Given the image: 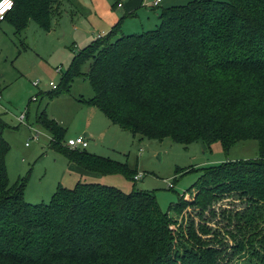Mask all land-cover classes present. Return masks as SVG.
<instances>
[{"label":"trees","instance_id":"trees-1","mask_svg":"<svg viewBox=\"0 0 264 264\" xmlns=\"http://www.w3.org/2000/svg\"><path fill=\"white\" fill-rule=\"evenodd\" d=\"M13 1L0 21L18 31L29 20L47 27L63 3ZM159 19L155 29L112 39L116 23L74 55L62 87L49 96L67 89L88 59L83 76L93 96L82 101L111 123L150 139L217 140L225 149L256 139L258 156L202 168L166 212L149 192L81 182L58 185L49 202L30 204L23 198L25 179L10 184L7 176L10 145L0 113V264H264V0H193L162 9ZM37 121L50 134V148L82 169L133 172L63 147L65 129L45 111ZM225 196L242 203L219 210L230 242L205 222L178 221L188 207L199 218L215 215L214 203Z\"/></svg>","mask_w":264,"mask_h":264},{"label":"rangeland","instance_id":"rangeland-1","mask_svg":"<svg viewBox=\"0 0 264 264\" xmlns=\"http://www.w3.org/2000/svg\"><path fill=\"white\" fill-rule=\"evenodd\" d=\"M191 1L160 0L154 5V0H63L61 13L51 14L47 27L29 20L18 31L8 21H0V113L6 123L3 137L10 145L5 164L10 184L25 179L26 202H49L58 185L72 188L78 182L96 183L114 186L124 193L134 189L149 192L166 212L197 181L202 168L258 156L256 139L237 141L225 149L217 140L207 145L202 141L182 144L170 137L150 139L111 123L98 107L82 101L93 96L92 87L83 76L89 67L88 59L79 64L78 73L72 76L67 89L49 96L54 91L49 83L61 88L74 55L90 45L98 34L106 35L116 23L119 29L112 39L155 29L162 9ZM33 97L37 100L33 101ZM41 111L65 129L63 147L67 139L83 136L88 145L75 149L118 162L138 174V179L132 178L133 172L84 170L64 153L50 148V134L37 121ZM21 113L26 115L23 123L17 120ZM35 135L37 139L32 138ZM170 183L173 187H169ZM192 191L184 198L191 199ZM235 198L225 196L216 201L213 216L205 212L199 218L197 209L188 207L177 219L184 225L190 219L196 225L205 222L218 231V238L230 242L223 235L227 226L219 210L241 207L242 203Z\"/></svg>","mask_w":264,"mask_h":264},{"label":"built area","instance_id":"built-area-1","mask_svg":"<svg viewBox=\"0 0 264 264\" xmlns=\"http://www.w3.org/2000/svg\"><path fill=\"white\" fill-rule=\"evenodd\" d=\"M159 2H160V0H154L153 4L154 5H157ZM2 4H3V0H0V5H2ZM13 5H14V1L11 0L10 6L9 7H6L4 9V11L0 12V20H3L5 18L6 14L12 9ZM119 5H120V3L118 4V6ZM99 36H97V37H99ZM57 71H60V68L59 67L57 68ZM49 84L52 86L53 89H55L57 87L53 82H50ZM35 100H37V97H33V101H35ZM25 119H26V115L24 113H21L17 117V120L19 121V123H23ZM32 138L37 139V136L36 135L35 136H32ZM26 145H27V143H26ZM65 145H66V147L72 148V149H75L77 147L84 148V147L87 146V141L85 140V138L83 136H77L75 138H69V139H67ZM138 177H139V175L137 174L134 178L135 179H138ZM169 187H173V184L170 183L169 184Z\"/></svg>","mask_w":264,"mask_h":264},{"label":"snow or ice","instance_id":"snow-or-ice-1","mask_svg":"<svg viewBox=\"0 0 264 264\" xmlns=\"http://www.w3.org/2000/svg\"><path fill=\"white\" fill-rule=\"evenodd\" d=\"M11 0H3V4L0 5V12L4 11L6 7L10 6Z\"/></svg>","mask_w":264,"mask_h":264},{"label":"crops","instance_id":"crops-1","mask_svg":"<svg viewBox=\"0 0 264 264\" xmlns=\"http://www.w3.org/2000/svg\"><path fill=\"white\" fill-rule=\"evenodd\" d=\"M100 35H101V34H100ZM97 36H99V34H98ZM97 36H96V37H97ZM84 135H85L86 137H90L87 133H85ZM85 140L87 141V145H88V140H87L86 138H85Z\"/></svg>","mask_w":264,"mask_h":264}]
</instances>
